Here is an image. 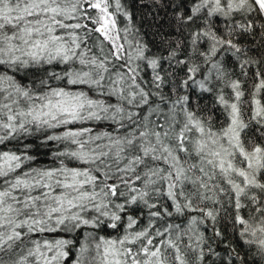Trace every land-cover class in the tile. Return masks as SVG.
<instances>
[{
  "label": "snow or ice",
  "instance_id": "1",
  "mask_svg": "<svg viewBox=\"0 0 264 264\" xmlns=\"http://www.w3.org/2000/svg\"><path fill=\"white\" fill-rule=\"evenodd\" d=\"M0 264H264V0H0Z\"/></svg>",
  "mask_w": 264,
  "mask_h": 264
}]
</instances>
